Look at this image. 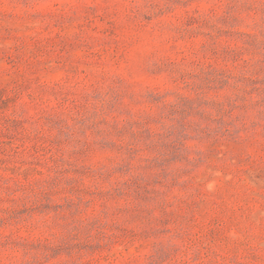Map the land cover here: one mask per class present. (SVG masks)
Returning a JSON list of instances; mask_svg holds the SVG:
<instances>
[{
  "label": "rangeland",
  "instance_id": "obj_1",
  "mask_svg": "<svg viewBox=\"0 0 264 264\" xmlns=\"http://www.w3.org/2000/svg\"><path fill=\"white\" fill-rule=\"evenodd\" d=\"M0 264H264V0H0Z\"/></svg>",
  "mask_w": 264,
  "mask_h": 264
}]
</instances>
